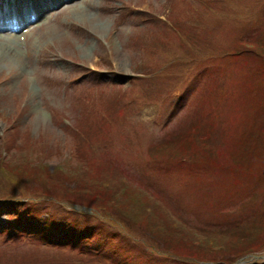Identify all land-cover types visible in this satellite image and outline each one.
Segmentation results:
<instances>
[{
  "label": "rangeland",
  "instance_id": "rangeland-1",
  "mask_svg": "<svg viewBox=\"0 0 264 264\" xmlns=\"http://www.w3.org/2000/svg\"><path fill=\"white\" fill-rule=\"evenodd\" d=\"M89 1L0 59V264H114L28 211L131 264H264V0Z\"/></svg>",
  "mask_w": 264,
  "mask_h": 264
},
{
  "label": "trees",
  "instance_id": "trees-1",
  "mask_svg": "<svg viewBox=\"0 0 264 264\" xmlns=\"http://www.w3.org/2000/svg\"><path fill=\"white\" fill-rule=\"evenodd\" d=\"M261 45L262 44L258 46L260 47ZM262 53L264 54V51ZM248 134H251V132ZM245 150L247 151V149ZM15 203L26 207L24 205V199L21 201L16 200ZM35 205L34 203L31 204V206ZM8 214L9 212L7 211V215ZM11 215L16 221L20 219V216L15 212ZM72 215L74 218H71V222L75 225L72 231L74 232H69V230L57 228L54 222L47 223V221L39 215H35L28 211V213L25 214L26 217L20 219V227L18 225V228H15L17 229L15 231L18 233L15 235L36 238L42 241L40 243L33 241L36 244L50 247L54 246L57 248H68L73 251L74 254L84 253L93 259L98 257L103 260L106 259L114 264H131L116 248L115 250L107 248L106 246L110 245L107 244L106 241L103 243L99 240L98 236L104 235L105 232L103 233L104 230L100 232L101 227H99L98 221L94 220V217L76 211H72ZM47 218L51 221H55L51 214H47ZM10 224L15 225L13 222H10Z\"/></svg>",
  "mask_w": 264,
  "mask_h": 264
},
{
  "label": "bare ground",
  "instance_id": "bare-ground-1",
  "mask_svg": "<svg viewBox=\"0 0 264 264\" xmlns=\"http://www.w3.org/2000/svg\"><path fill=\"white\" fill-rule=\"evenodd\" d=\"M78 1H85L91 5L89 0H0V59L9 64L20 62L21 50L17 42L25 32L35 27L32 23L40 19H49V13L55 7L60 14L75 6ZM118 64L119 61L115 65Z\"/></svg>",
  "mask_w": 264,
  "mask_h": 264
}]
</instances>
